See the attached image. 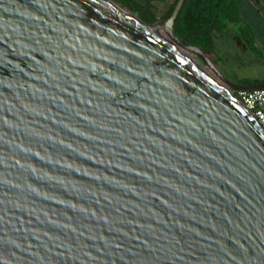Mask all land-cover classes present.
<instances>
[{
    "label": "water",
    "instance_id": "95a60500",
    "mask_svg": "<svg viewBox=\"0 0 264 264\" xmlns=\"http://www.w3.org/2000/svg\"><path fill=\"white\" fill-rule=\"evenodd\" d=\"M186 2L0 0V264H264V132L234 94L264 86L176 36Z\"/></svg>",
    "mask_w": 264,
    "mask_h": 264
},
{
    "label": "trees",
    "instance_id": "16d2710c",
    "mask_svg": "<svg viewBox=\"0 0 264 264\" xmlns=\"http://www.w3.org/2000/svg\"><path fill=\"white\" fill-rule=\"evenodd\" d=\"M132 13L138 15L141 22L154 24L158 21L168 19L179 0H171L169 9L157 17L154 12V0H148L141 4L137 0H116ZM230 25L239 26L241 33L249 41V50L261 55L254 45L250 31L243 27L240 17L239 0H187L175 23V34L186 44L198 47L207 54L214 55L213 34L215 32L227 31ZM216 62L218 60L216 59ZM216 63V64H217ZM240 85H252L248 81H239ZM257 84V83H254Z\"/></svg>",
    "mask_w": 264,
    "mask_h": 264
},
{
    "label": "crops",
    "instance_id": "0c3cea01",
    "mask_svg": "<svg viewBox=\"0 0 264 264\" xmlns=\"http://www.w3.org/2000/svg\"><path fill=\"white\" fill-rule=\"evenodd\" d=\"M137 1L141 4H146L148 0L144 2ZM152 3L157 17H161L169 9L171 0H154ZM239 10L243 27L247 28V31H250L254 45L261 55H257L249 50L250 40L241 33L239 26L230 25L227 31L215 32L213 34L214 56L218 60L219 66L225 68L228 67L223 58L224 54L235 59L246 58L251 60L258 57L264 60V0H239ZM240 65L242 66L243 64L241 63ZM240 65L235 64V67H239ZM247 80L250 79L236 78L231 82L239 84V81ZM253 82L257 83H251L254 86H264V79H256Z\"/></svg>",
    "mask_w": 264,
    "mask_h": 264
},
{
    "label": "rangeland",
    "instance_id": "374dc122",
    "mask_svg": "<svg viewBox=\"0 0 264 264\" xmlns=\"http://www.w3.org/2000/svg\"><path fill=\"white\" fill-rule=\"evenodd\" d=\"M108 1L111 2L112 4L116 5L121 10L125 11L126 13L130 14L132 17L134 16L135 19L136 18L139 19L137 14L132 13L131 11H129L127 8H125L118 1H116V0H108ZM139 1L144 2L145 0H139ZM154 31H156L154 33L160 34L161 37L165 38L164 35H166V34L162 30L156 28V29H154ZM219 49H220V47H219ZM180 50L186 52L183 49H180ZM223 53H225V52H223ZM190 56L193 58V60H195V62L198 65H200L202 68H204L207 72H209L212 75H215L204 64V62L200 58H198L197 56H195L193 54H190ZM209 56H210V58H212V60L216 64L217 63L216 62V57L214 55H210V54H209ZM223 58H224V60H225V62L227 64L228 68L219 66L218 63L216 64V66L218 67L220 72L222 74H224L223 76L226 77L229 81H234L236 78H247V79H250V80H247L248 82L256 83V82H253V81H255L256 79H264V60H262V59H260L258 57L254 58V59H251V60L250 59H246V58L235 59V58H232L230 56H226V54H224ZM241 63L243 64L242 66L240 65ZM235 64H238L240 66L239 67L238 66L235 67ZM254 65H257V66H254ZM220 83H218V84H220Z\"/></svg>",
    "mask_w": 264,
    "mask_h": 264
},
{
    "label": "built area",
    "instance_id": "2783aa9c",
    "mask_svg": "<svg viewBox=\"0 0 264 264\" xmlns=\"http://www.w3.org/2000/svg\"><path fill=\"white\" fill-rule=\"evenodd\" d=\"M234 94L264 132V90L238 91Z\"/></svg>",
    "mask_w": 264,
    "mask_h": 264
},
{
    "label": "bare ground",
    "instance_id": "6f19581e",
    "mask_svg": "<svg viewBox=\"0 0 264 264\" xmlns=\"http://www.w3.org/2000/svg\"><path fill=\"white\" fill-rule=\"evenodd\" d=\"M101 2H103L104 4H106L108 7L112 8L114 11H116L117 13H119L120 15H122L123 17H126L129 21L133 22V23H138V20H136L134 17H132L130 14L126 13L125 11L121 10L119 7H117L116 5L112 4L111 2H109L108 0H99ZM156 32V31H154ZM156 34V33H155ZM166 34V33H165ZM158 35L160 38H162L163 41H165L168 45H170L171 47L176 48L180 54H182L186 59H188V61L195 65L196 67H198L201 72H203V74H205L206 77H208L209 79H211L214 83H216L217 85H219L220 87H222L224 90H226V86L224 85V83L218 78L217 74L214 73V71H212L213 74H210L209 72H207L204 68H202L200 65H198L195 60H193V58L188 55L187 53H185L184 51H181L175 44V42L166 34L164 35L165 38L161 37L160 34H156ZM217 80H215V79ZM222 83H220L219 81ZM220 84H218V83Z\"/></svg>",
    "mask_w": 264,
    "mask_h": 264
}]
</instances>
